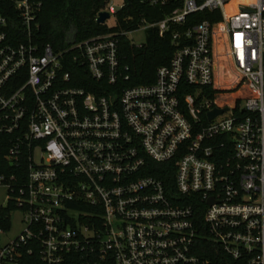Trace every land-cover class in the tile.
<instances>
[{"label": "built area", "instance_id": "built-area-1", "mask_svg": "<svg viewBox=\"0 0 264 264\" xmlns=\"http://www.w3.org/2000/svg\"><path fill=\"white\" fill-rule=\"evenodd\" d=\"M141 1L171 10L58 50L39 4L13 0L20 31L0 13V149L19 169L0 183L25 213L0 264H264V0ZM201 11L220 18L188 23ZM141 29L174 54L126 84L120 36Z\"/></svg>", "mask_w": 264, "mask_h": 264}, {"label": "trees", "instance_id": "trees-1", "mask_svg": "<svg viewBox=\"0 0 264 264\" xmlns=\"http://www.w3.org/2000/svg\"><path fill=\"white\" fill-rule=\"evenodd\" d=\"M30 1L40 5L36 19V22L39 23L35 30L36 39L40 45L50 43L56 50L65 49L71 43L87 39L95 34L108 33L109 31L121 32L136 28L144 18L149 21L160 20L171 10L169 7H151L141 0H123L125 2L123 8L115 13L116 23L108 25L99 23L96 17L100 11L108 9L109 0ZM0 13L7 15L11 23L15 24L14 30H22L13 0H0ZM212 14L209 11L196 12L188 17V23L206 19L213 21L220 18L217 16V12ZM146 36L147 41L141 47L133 44L129 37L120 36L122 64L129 66L128 71L131 75L126 84L153 82L156 77V69L162 64L169 63L174 54L175 46L169 33L160 37L156 29H150ZM77 84L86 86V82H77ZM241 89L234 90L231 99L236 100L235 93ZM250 94L251 92L247 88V96ZM219 99L221 102L225 101L224 98ZM5 153L6 150L0 149V175L4 174L9 177L10 174H18L19 169L6 161ZM23 181L24 179H21L19 182ZM11 194H17V190L12 193L11 189H8V204L5 207H0V229L4 232L9 231L11 211L18 209ZM70 207L79 209L75 204H70ZM207 245H211V242H208Z\"/></svg>", "mask_w": 264, "mask_h": 264}, {"label": "rangeland", "instance_id": "rangeland-1", "mask_svg": "<svg viewBox=\"0 0 264 264\" xmlns=\"http://www.w3.org/2000/svg\"><path fill=\"white\" fill-rule=\"evenodd\" d=\"M108 3L109 5H114L116 10H119L124 2L123 0H109ZM106 23L112 25L115 23V20L113 19V17H111L107 19ZM128 37L133 41V43L137 45L144 44L147 40L146 31L142 29L128 33ZM8 199V188L5 184L0 183V207H5L8 204ZM11 212V225L9 231H5L0 234L1 244H5L9 240H12L13 238L17 237L23 230H25V213L19 209Z\"/></svg>", "mask_w": 264, "mask_h": 264}, {"label": "water", "instance_id": "water-1", "mask_svg": "<svg viewBox=\"0 0 264 264\" xmlns=\"http://www.w3.org/2000/svg\"><path fill=\"white\" fill-rule=\"evenodd\" d=\"M110 12L109 11H100L96 17V20L101 23L104 24L106 23L107 19H109L110 17ZM225 110H227V108L225 109H220V108H215V110H213L212 112H210L209 114V118H214L215 115L224 112ZM213 202V200H211V203Z\"/></svg>", "mask_w": 264, "mask_h": 264}]
</instances>
